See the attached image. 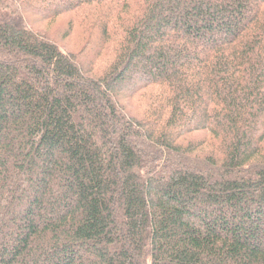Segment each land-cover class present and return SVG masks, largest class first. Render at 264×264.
Wrapping results in <instances>:
<instances>
[{
	"label": "trees",
	"instance_id": "trees-1",
	"mask_svg": "<svg viewBox=\"0 0 264 264\" xmlns=\"http://www.w3.org/2000/svg\"><path fill=\"white\" fill-rule=\"evenodd\" d=\"M0 264H264V0H0Z\"/></svg>",
	"mask_w": 264,
	"mask_h": 264
},
{
	"label": "rangeland",
	"instance_id": "rangeland-1",
	"mask_svg": "<svg viewBox=\"0 0 264 264\" xmlns=\"http://www.w3.org/2000/svg\"><path fill=\"white\" fill-rule=\"evenodd\" d=\"M94 12H97L96 10H93L90 15H92ZM69 17L72 16H67V17H62L60 20L57 22L56 27H55V35L56 39L59 40L70 28L71 22L74 24V42L77 41L79 38L82 39V37L86 35H93L96 38H99V31L94 29L92 27L94 17H86V18H77V19H70ZM74 18V17H73ZM61 45H64L61 43Z\"/></svg>",
	"mask_w": 264,
	"mask_h": 264
}]
</instances>
